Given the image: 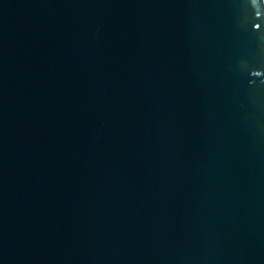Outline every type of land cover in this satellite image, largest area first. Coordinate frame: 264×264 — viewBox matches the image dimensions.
Returning <instances> with one entry per match:
<instances>
[{
    "label": "water",
    "instance_id": "1",
    "mask_svg": "<svg viewBox=\"0 0 264 264\" xmlns=\"http://www.w3.org/2000/svg\"><path fill=\"white\" fill-rule=\"evenodd\" d=\"M0 264H264V0H0Z\"/></svg>",
    "mask_w": 264,
    "mask_h": 264
}]
</instances>
